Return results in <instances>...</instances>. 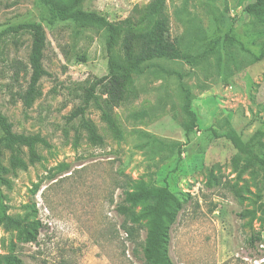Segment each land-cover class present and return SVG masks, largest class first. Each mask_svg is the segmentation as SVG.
<instances>
[{"label": "rangeland", "instance_id": "rangeland-1", "mask_svg": "<svg viewBox=\"0 0 264 264\" xmlns=\"http://www.w3.org/2000/svg\"><path fill=\"white\" fill-rule=\"evenodd\" d=\"M149 1L82 0L81 6L114 22ZM252 1L166 0L170 39H181L192 61L154 60L136 76L138 97L113 109L121 137L90 105L85 114L103 138L92 143L78 118L66 116L83 104L89 84L107 74L104 26L50 23L41 0H0V32L7 29L0 36V111L14 132L40 133L49 143L37 146L39 161L5 174L9 186L0 184V264L11 255L22 264H146L147 219L129 238L117 211L123 191L139 182L174 192L179 208L166 243L173 264H264V213L257 209L264 172L257 166L239 172L244 160L236 168L237 150L215 135L227 128L245 140L256 134L253 150L264 155V57L258 59L264 22L244 12ZM189 16L195 31L187 27ZM30 22L45 32L47 74L25 114L18 93L30 75L31 36L12 28ZM182 85L197 115L188 136ZM8 159L3 149L1 164L9 166ZM150 202L131 209L138 215ZM253 232L261 240L251 245Z\"/></svg>", "mask_w": 264, "mask_h": 264}, {"label": "trees", "instance_id": "trees-1", "mask_svg": "<svg viewBox=\"0 0 264 264\" xmlns=\"http://www.w3.org/2000/svg\"><path fill=\"white\" fill-rule=\"evenodd\" d=\"M166 0H150L134 13L119 21H109L106 16L95 11H86L82 8V0H41L49 12V22L56 20H72L77 25L100 24L105 30V49L107 53V74L96 78L86 88L83 104L74 108L67 116V120L78 118L79 128L87 132L88 139L92 143H103V138L97 131L94 122L85 114L87 108L93 105L100 111V118L106 123L110 131L117 137H121L119 125L113 115V109L117 106L132 101L138 97L136 76L141 74L146 66H150L154 60H185L191 62L192 56L183 52L179 38L170 39L169 19L165 13ZM244 12L255 17L258 22H264V0H253L247 3ZM178 15V9H176ZM194 18L186 19L187 27L193 31L197 29ZM12 31H27L31 36V48L28 57L30 75L27 87L18 93L23 111L31 107L34 100L42 95L40 80L47 74L42 60L46 47V36L40 23H23L12 28ZM7 33V29L0 32V36ZM182 41V40H181ZM210 48H208L209 50ZM202 55V54H200ZM202 57V56H200ZM264 57L262 53L258 59ZM2 86L0 85V90ZM184 96L182 110L185 115L184 127L188 136L196 126L197 115L192 109L193 95L189 88L181 86ZM142 113V112H141ZM139 113V114H141ZM228 125V124H227ZM12 123L7 116L0 111V184L9 186L10 182L5 174L15 173L17 169H26L27 163H35L41 159L37 152V146H49L48 141L40 133L25 134L16 133L12 129ZM78 139V130H76ZM218 137L229 140L238 154L233 158V164L237 168L239 160L244 162L239 172L252 166H257L264 172V155L253 150L252 142L256 137L243 139L232 128H227ZM3 149L9 152V166H3L1 159ZM26 149L28 162L24 159ZM66 168L65 163L58 165ZM37 184L35 187L37 188ZM151 201L143 211L135 215L131 209L139 203ZM174 192L167 186L155 187L144 182H139L132 191L124 190L117 211L126 217L122 229L127 237L132 238L141 218L147 219V229L142 246V254L146 264H173L168 254L166 243L169 239V226L176 220L178 207ZM257 209L264 213V193ZM8 223L19 225V222L8 216H4ZM34 231L39 225L38 221L32 222ZM28 241L35 240V235L28 234ZM261 240V234L251 233V245ZM6 264H22L16 255L6 258Z\"/></svg>", "mask_w": 264, "mask_h": 264}]
</instances>
